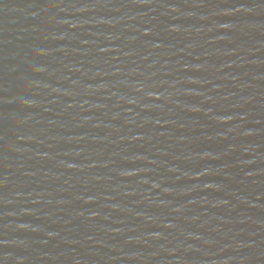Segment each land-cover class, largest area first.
Returning <instances> with one entry per match:
<instances>
[{
	"label": "water",
	"instance_id": "water-1",
	"mask_svg": "<svg viewBox=\"0 0 264 264\" xmlns=\"http://www.w3.org/2000/svg\"><path fill=\"white\" fill-rule=\"evenodd\" d=\"M0 264H264V0H0Z\"/></svg>",
	"mask_w": 264,
	"mask_h": 264
}]
</instances>
